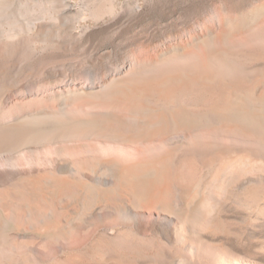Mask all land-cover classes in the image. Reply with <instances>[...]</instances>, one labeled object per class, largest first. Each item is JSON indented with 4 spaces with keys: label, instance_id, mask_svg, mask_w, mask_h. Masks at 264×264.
Here are the masks:
<instances>
[{
    "label": "bare ground",
    "instance_id": "1",
    "mask_svg": "<svg viewBox=\"0 0 264 264\" xmlns=\"http://www.w3.org/2000/svg\"><path fill=\"white\" fill-rule=\"evenodd\" d=\"M263 19L197 20L155 58L74 80L44 56L74 34L0 33V264H264L226 219L264 227Z\"/></svg>",
    "mask_w": 264,
    "mask_h": 264
},
{
    "label": "rangeland",
    "instance_id": "2",
    "mask_svg": "<svg viewBox=\"0 0 264 264\" xmlns=\"http://www.w3.org/2000/svg\"><path fill=\"white\" fill-rule=\"evenodd\" d=\"M5 1L0 0V33L9 30L26 33L27 29L35 33L42 29L44 32L61 35L63 34L61 31H64L78 37L77 43L65 42L64 46L67 45L68 51L62 50L64 48H50L44 53L45 58L47 57L48 61L50 58V61L56 64L54 66L63 72L59 78L64 80H74L77 77L75 72L67 69L70 65L77 67L78 63L94 61L107 64L115 70L126 67L125 62L131 58L130 54L137 53L141 48L147 49L149 55L155 58L162 46L179 45V42L186 39L189 31L197 29V20L201 23L224 16H238L264 4V0H67L62 1L60 7H55L51 0ZM66 5L70 6L69 9L62 8ZM110 8L113 9L109 10ZM98 10L104 13L94 17L93 12ZM39 20L44 22V27ZM61 20L68 21L69 24L62 26ZM254 26L263 30L264 21L259 20ZM241 36L245 34L242 33ZM245 48L250 51L251 46ZM24 54L25 52L17 54V66L30 63L28 54ZM263 59L254 66L263 69ZM24 60L27 62L24 63ZM18 75V78L33 79ZM35 77V80L39 79V76ZM243 217H245L243 213L227 211L226 219L232 222L233 231L242 237V244H238L232 238L231 246H235L240 254L264 263V227L259 228L258 232L252 233L251 230L249 233L244 232L240 229L245 220ZM254 250H259L261 254L254 255Z\"/></svg>",
    "mask_w": 264,
    "mask_h": 264
}]
</instances>
